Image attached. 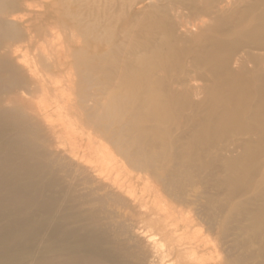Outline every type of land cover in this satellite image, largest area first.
I'll return each mask as SVG.
<instances>
[{
    "label": "bare ground",
    "instance_id": "obj_1",
    "mask_svg": "<svg viewBox=\"0 0 264 264\" xmlns=\"http://www.w3.org/2000/svg\"><path fill=\"white\" fill-rule=\"evenodd\" d=\"M263 50L264 0H0L4 208L42 157L55 264H264Z\"/></svg>",
    "mask_w": 264,
    "mask_h": 264
},
{
    "label": "rangeland",
    "instance_id": "obj_2",
    "mask_svg": "<svg viewBox=\"0 0 264 264\" xmlns=\"http://www.w3.org/2000/svg\"><path fill=\"white\" fill-rule=\"evenodd\" d=\"M13 83L9 73L0 75V92L9 90ZM4 159L2 157L0 161ZM29 163L39 170L34 173L24 163L18 171L20 174L26 171L25 181H22L28 183L30 189L38 190L41 200L25 205L22 210H9L11 201L0 198V264H42L43 260L46 264H55L57 258L63 255L61 247L66 244L64 231L72 232L78 226L75 223L78 212L75 213L72 207L61 209L55 217H50L57 206L56 199L61 197L62 186L66 187L63 183L65 173L50 159L38 157ZM5 167L10 174V166L6 164ZM19 195H13L12 199ZM19 201H22L21 197ZM8 205V209L4 208Z\"/></svg>",
    "mask_w": 264,
    "mask_h": 264
}]
</instances>
